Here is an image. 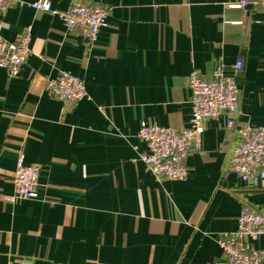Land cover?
Listing matches in <instances>:
<instances>
[{"label": "crops", "instance_id": "0c3cea01", "mask_svg": "<svg viewBox=\"0 0 264 264\" xmlns=\"http://www.w3.org/2000/svg\"><path fill=\"white\" fill-rule=\"evenodd\" d=\"M18 1L0 16L8 41L30 27L18 75L0 67V264H223L217 238L236 228L242 201L264 211V182L249 188L226 171L237 141L227 116L204 121L182 180L151 173L136 133L141 121L186 127L188 74L208 78L219 62L238 88L235 122L264 125L263 13L239 0H84L108 9L89 45ZM70 1L50 0L60 11ZM59 71L86 96L51 97ZM19 155L39 168L35 198L13 197Z\"/></svg>", "mask_w": 264, "mask_h": 264}, {"label": "built area", "instance_id": "2783aa9c", "mask_svg": "<svg viewBox=\"0 0 264 264\" xmlns=\"http://www.w3.org/2000/svg\"><path fill=\"white\" fill-rule=\"evenodd\" d=\"M12 2L0 0V16L4 15ZM251 3L264 15V0H239L233 4L241 9ZM31 8L56 14L68 31L78 30L91 45L100 28L106 25L108 9L84 0H71L64 10H56L50 0H35L27 3ZM30 27H25L13 41L1 35L0 22V67L9 77L18 75L22 64L30 53ZM234 71L242 68L238 59L232 66ZM190 91L189 123L183 128L163 127L141 121L136 136L146 145L139 159L156 178L185 179L186 156L198 149V139L203 123L220 114L227 116L225 124L234 128L237 141L230 149L226 171H231L249 188L263 187L264 182V125L235 122L239 93L234 77L225 72V66L217 63L207 78L192 70L186 79ZM48 94L63 103H75L86 96L83 81L69 72L59 71L46 80ZM39 168L25 163L19 155L12 174L14 198H35L38 195ZM264 237V211L242 201L233 231L224 232L217 242L224 256L223 264H264V246L256 244Z\"/></svg>", "mask_w": 264, "mask_h": 264}]
</instances>
